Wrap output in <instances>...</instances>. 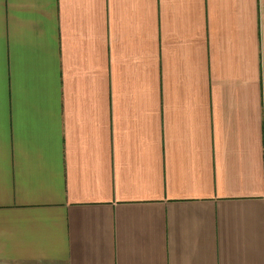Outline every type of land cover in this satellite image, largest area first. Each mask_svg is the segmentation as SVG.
Listing matches in <instances>:
<instances>
[{
	"label": "crops",
	"instance_id": "1",
	"mask_svg": "<svg viewBox=\"0 0 264 264\" xmlns=\"http://www.w3.org/2000/svg\"><path fill=\"white\" fill-rule=\"evenodd\" d=\"M0 264H264V0H0Z\"/></svg>",
	"mask_w": 264,
	"mask_h": 264
}]
</instances>
